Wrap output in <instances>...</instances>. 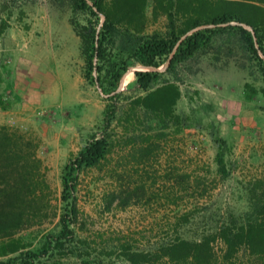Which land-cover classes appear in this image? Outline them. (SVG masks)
<instances>
[{"label":"rangeland","instance_id":"rangeland-1","mask_svg":"<svg viewBox=\"0 0 264 264\" xmlns=\"http://www.w3.org/2000/svg\"><path fill=\"white\" fill-rule=\"evenodd\" d=\"M152 5L147 0L144 32L163 34L166 18H154ZM85 17L72 0H0V126L32 141L29 152L41 160L46 184L26 191L20 228L1 231L0 246L18 240L23 254H40L33 264H131L124 248L153 252L177 238H206L212 264H260L262 253L245 243L227 255L217 235L247 222L264 225L262 80L239 24L217 30L171 71V55L162 58L151 87L178 86L173 111L181 118L163 125L131 105L145 93L134 71L154 68L130 59L115 96L85 77L73 29ZM245 83L257 92L247 93ZM109 95L117 106L106 130L112 151L79 172L70 196L78 213L74 233L53 249L48 240L66 208L63 168L92 134L103 132ZM149 264L172 263L165 257Z\"/></svg>","mask_w":264,"mask_h":264},{"label":"trees","instance_id":"trees-1","mask_svg":"<svg viewBox=\"0 0 264 264\" xmlns=\"http://www.w3.org/2000/svg\"><path fill=\"white\" fill-rule=\"evenodd\" d=\"M72 3L74 9L86 13L85 22L73 24L85 60V77L92 82L97 81L106 94L112 93L115 96L119 94V83L130 59L142 66L154 68L134 71L136 83L145 93L135 97L131 105L149 111L163 125L169 122L178 124L181 118L173 111V105L180 94L178 86L164 81L151 87L159 74L156 68L160 66L162 58L171 55L166 70H173L176 63L191 57L208 43L217 30L231 27V22L239 24L235 27L258 61L262 80L259 91L264 97V0H152L154 18L158 15L166 18V32L163 34L144 32L147 0H72ZM244 26L249 27L253 33ZM117 43L120 45L117 46ZM244 88L250 94L257 92L248 83L244 84ZM111 96H108L110 101L104 117L103 132L92 134L63 168L62 199L66 201V208L59 215V232L48 240L53 249L62 247L63 239L74 233L78 213L76 203L70 196L79 172L97 167L112 151V140L106 130L117 106L109 98ZM3 103L0 96V106ZM23 138L22 134L9 133L7 127L0 126V232L11 229L9 233H13L20 228L22 213L18 207L25 200L26 191L31 187L46 185L42 174L38 173L41 160L36 157L34 150H31V154L29 152L35 146H32L31 140ZM217 161L220 171H224L222 159L218 158ZM188 219L185 213L183 220ZM217 235H220L227 255L233 254L238 246L245 243L252 250L262 253L260 264H264V225L247 222L235 231L224 228ZM22 248L18 240L2 244L0 257L6 258H1L0 264H33L40 257L35 252L23 254L20 251ZM123 251L131 264H149L150 259L158 261L165 257L172 264L173 261L212 264V248L206 238L200 241L177 238L153 252L130 248H124Z\"/></svg>","mask_w":264,"mask_h":264}]
</instances>
